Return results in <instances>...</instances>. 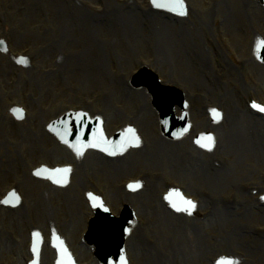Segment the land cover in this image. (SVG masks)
Here are the masks:
<instances>
[{
    "label": "rangeland",
    "instance_id": "1",
    "mask_svg": "<svg viewBox=\"0 0 264 264\" xmlns=\"http://www.w3.org/2000/svg\"><path fill=\"white\" fill-rule=\"evenodd\" d=\"M90 2H92L93 4L99 5V6H106L107 4L112 6V8L114 10H121L123 12V8L122 6L116 5L114 4V0H89ZM132 0H130L131 2ZM210 1V0H209ZM231 3L227 8L228 12L233 11V14H228V17H245L246 21L248 23H246L244 30L246 29L247 31H245V33L247 34L248 37H254L256 35H261L264 36V27L263 25H261V28L259 27V24H263L264 23V10H260L257 5H254L256 7V10L251 14V13H246L242 8L240 7H235L236 4L234 3V1L237 0H230ZM188 5H196L199 8H202L203 10L200 13V16H202L203 14H205V22H207L208 25H211V23L213 24V19L212 16L213 15H217L218 16V20H220L222 22V18H224L222 16V13L225 12L222 8H220L219 10L217 8H215L216 5H219L220 1L218 0L217 4H213L211 1L209 3L212 4V6L210 8H207V6L205 5V3L207 2V0H187ZM250 2V1H249ZM134 3L138 6H143L145 9H148V12H151L152 10L150 9V6L148 4V0H134ZM133 3V4H134ZM66 4H68L69 6L73 7V5L75 4L73 0H66ZM132 4V5H133ZM210 4V5H211ZM38 5V2H35V0H0V14L1 16L5 17L6 20V28L7 30L4 29L3 24H0V39H2L4 37V35H9L11 30H12V26L17 27L18 25L21 24V22H23L28 15L32 12V10L34 8H36ZM67 5V6H68ZM69 7V9L71 10V12L73 13V15L77 18L79 15L75 13L74 8ZM42 8H45L44 5H42ZM27 9L28 14L27 16H25V10ZM61 9V6H60ZM132 9V7H131ZM132 11H135L136 13L139 14V16L141 17L142 20H148L149 23L151 22H155L154 19L152 18V15L150 13H148L147 11H136L134 8L132 9ZM252 11V10H251ZM250 11V12H251ZM158 15L160 16L159 19L163 18L164 16H167L165 14L162 13H158ZM62 18V22L59 24L61 25V33H60V37L61 35H63V33L65 32V29L63 28V21H64V15L61 16ZM107 18H110V15L107 16ZM262 18V19H260ZM100 18H96V19H90L91 24L94 23V21H98ZM173 21H178V19H173ZM190 22L189 25H186V27L190 30L191 34L193 36H195V38L197 37L199 40H203V37L205 35H203L204 30L202 31L200 28V23H195L196 20L194 19V17L190 14L189 19L185 20V21H179V22ZM237 20H235L236 22ZM96 24V23H95ZM99 25H103V24H99ZM203 26V25H202ZM224 31L228 32L227 35L228 37H225V40L229 41L228 46L233 49V44H232V40H235L234 42H239L240 39L238 40V34H236V38H234L231 33H234L235 30L234 28L231 26V24H226L224 25ZM238 25L236 24V27ZM85 29H87L88 27L86 25H84ZM241 27V26H239ZM204 28V27H203ZM107 29L105 28L104 30L101 31V33H104V39L105 40H110V36L108 34V32L106 31ZM205 30L207 31V29L205 28ZM126 33V31L121 32V34H118V38L114 39L113 42H117L119 44V47L121 49L122 52H125L128 50V46H127V41L130 40L133 36H126L124 35ZM238 33V32H237ZM240 33V32H239ZM211 36L214 37V26L211 29L210 35L208 36L210 38L211 43L209 42V51L211 52V56H206V52H204V57H203V64L201 66L204 65V67L202 69L199 70V72H196L193 69V64L192 61L189 60V57L186 59V61L184 62H180L179 63V59L177 57L176 51H175V43L173 40V36L171 37V45H162L160 47H158L157 45H154V47L156 48V50H161V52H163L164 54H167L170 49H171V56H172V61L176 66V69L179 68L180 66L182 68H184V70L186 71V74H179L174 72L173 76H169L170 73L168 72L169 69H167L166 67H164L163 65H161V63L156 59L155 54L156 51L153 50L152 47V43L151 42H143L146 44H149L150 46L147 47L145 50L142 49H136L137 52L139 53V58H146L143 60H152L154 62H156V64H158L160 71H161V75L163 76V78L167 81V83H177V86H181L180 88L182 90H185L187 98L190 101V106L192 108V116H193V121L195 123V125L197 126V124L199 123L198 120V115H199V111H201L202 107H205L206 105L208 106H222V108L224 109L225 113H228L229 109L231 108L230 105L227 104V100L225 99L226 97H229L228 95L231 94L232 92V88L231 86H229L227 84L226 81H224V79L222 78V76H226L227 78L231 79V75L235 78H242L244 73L246 74V70H242L239 73H236L234 71H232L231 67H227L222 61H221V56L223 55L222 52H220L219 54H215V52L213 51L214 44L212 43L214 42V39L211 38ZM89 40H94L93 36L89 33ZM205 40H206V36H205ZM193 42V41H192ZM104 42L100 43V46L103 48L104 47ZM142 44V43H141ZM140 44V45H141ZM100 46L97 44V48L99 49ZM213 46V48H212ZM239 46V45H237ZM109 48H112L110 46H108ZM240 47V46H239ZM139 48V47H138ZM236 51H240L242 50V57L249 60L248 58H246L244 54H246V50L240 48H234ZM97 50L95 49V51L92 53L93 56L96 54ZM115 52V56H118V53L116 51ZM216 57H218L219 59H217ZM227 57V56H225ZM94 58L99 59V54H97ZM114 59V57H112V60ZM53 61V58H47L45 63L49 64ZM139 61H137L136 64H132L129 63L128 65H126V75L129 74L133 69H139L140 65H139ZM165 61L168 62L169 64L171 63L170 59L166 56L165 57ZM251 61V60H249ZM252 62V61H251ZM87 63L89 64V66L87 68H92L94 67V64L88 60ZM253 65L254 62H252ZM218 64H222L227 71H229L230 73L227 74H219L214 68H218ZM231 66L233 68H238L236 67L233 63H230ZM196 64L194 63V66ZM215 70L217 77L214 75V71L212 74V70ZM209 72V73H208ZM208 73V74H207ZM203 74H207L206 75V79L207 77H209L210 75H212L213 77L219 78L221 85L219 84V82L215 83V84H211V87H208V85H203V87L199 85L195 86V84H197V80L199 81V78L203 75ZM255 78L257 77L256 72H252L251 73ZM168 76L172 79V80H167L169 79ZM106 77H108V75H106ZM197 78V80H196ZM184 80V81H183ZM183 81V82H182ZM243 81V78H242ZM247 81V79H246ZM105 85H107V83H104ZM203 84V83H202ZM264 85V84H262ZM99 86L96 83H93L92 86V90H96L97 92H99V94H97V98H102L104 99V97H106L107 95V91H108V86H104L102 85V88H98ZM60 91H63V88H60ZM90 91V92H91ZM135 94V95H134ZM145 94V93H144ZM133 95L135 97V99H139L136 98V95L140 96V92H133ZM189 95V96H188ZM193 95V96H192ZM244 94H242L241 96H243ZM146 96V94H145ZM60 97L65 98V104L66 106L71 109L77 107L79 105V103H81L83 100H86V98L90 97L89 99L94 98L95 96L93 95H88L85 96L84 93H80L79 89L74 88L73 86L69 89H66L64 93L60 92ZM148 100V98H147ZM142 101V100H141ZM225 101V103H224ZM48 101H46L45 103H47ZM50 103V101H49ZM150 99L148 100V106L151 109V112H153V109L150 106ZM237 105H238V109L241 110L242 113V129H241V135L239 136H231L232 139H234V141L236 142V144L241 143L242 141V145L244 146V144L247 146V148L241 153V163H236V165L234 166V170L237 172H241L239 170L240 166H244L245 164H248L249 162H251L252 160L255 159V156L257 155V157L259 158V154L262 151V149L264 148V144H262V139L264 137V131L263 133H261L260 127L257 126V123H252L251 126H245L244 122H245V118L246 116L244 115L243 111H245L246 107H245V102L244 100L241 101V103H239V101H236ZM44 104V103H43ZM123 104L121 105V109L118 106H111L109 105V110L111 111L112 115L114 118H122L124 119L125 116H131L130 113H126L125 110L124 113L122 112L123 109ZM32 113H35V110L32 109L31 110ZM140 117V118H144L143 115L140 114H135L132 115L131 118L133 117ZM125 120H127V118H125ZM126 124V123H125ZM124 124V125H125ZM235 124L238 125V123L236 122ZM111 126H108V128ZM239 126V125H238ZM223 132L226 134L225 130H223ZM238 132V131H237ZM148 133L150 135V130L148 129ZM256 133H259L258 136H256ZM111 135V134H109ZM32 136H30V139ZM40 141L41 146L40 145H36L40 148H36L35 146H30L28 148H26L27 146H23V145H16L13 147V149H11V151L8 152H3L1 151V155L3 156L2 159L5 161L6 159L9 160L10 166L12 167V169L14 168V172H17L21 178L22 181L25 183V179L24 177H26L27 179V183L29 184V187L26 188L25 191V207H21L16 209L14 212V214H5L8 213L10 211H6L3 210L0 207V264H5L7 262H11L14 264H23L24 262L28 261L29 259H31L30 256V252L28 251V244L30 242V233L31 231L35 228L36 230L38 229H43L44 231V235L47 238L49 236V228H52L54 226H50L53 223H56L59 228H62L61 219H65L66 221H68V217L66 216H62L60 213L64 212L66 213V215H70L71 211H70V206L75 203L78 205V203L80 202L82 204V206H84V208L86 209L85 213H82V215H85L88 211H90L89 207L87 206L86 203V198H85V190H83V188H85L84 185H81V187L78 184V178L77 176L79 175L78 173L74 175V179H73V184L71 186H69L67 189H63V190H58L53 188L51 185H49L48 183L46 184H41L39 182H37L36 184H34V180H36L34 177H32L33 172L42 166H49L50 168H54L55 166L58 165H62L64 163H69L68 159L64 157V153L67 154V152L65 151V149L60 148V144L57 143L56 140L54 139H48V141H44L43 139ZM26 143H30L29 139L25 141ZM249 142H251L249 144ZM264 155V154H263ZM65 159V160H63ZM22 161V162H21ZM247 162V163H246ZM84 167V164H80L79 168L80 170ZM233 166H230V169L232 170ZM117 172H119V176L120 179L123 178V166L121 165L120 168L117 169ZM126 173H130V171H125ZM219 174L214 173L212 178L218 177ZM172 175H168V177H171ZM221 175H219L220 177ZM14 177V175H8V180H11ZM28 177V178H27ZM79 177V176H78ZM192 177H193V181H194V174L192 173ZM15 178V177H14ZM2 179V175H0V182ZM20 179V178H19ZM94 179V178H93ZM216 179L215 181L212 182L211 187L214 188V190L212 188H210L209 186H205V184L203 183V186L200 185H195L198 188L202 187L204 190L203 193V198L204 199H210L215 197V196H220V197H226V199H231L232 195L235 194V192L238 190V185H240L241 183V179H239L238 181L234 180V184L231 185L230 187H228V184H226V188L223 187L221 184L217 183ZM95 181V179H94ZM102 184L98 185L95 181V185H96V189H94V191L96 192H100L102 194H105L107 199L109 201H120L123 199L122 196L114 194L110 188L111 186L106 187L103 180H101ZM2 185H4L3 189ZM26 185V183H25ZM45 185H48L45 186ZM89 188H90V184L88 183ZM221 185V186H220ZM31 186H43V188L38 192V193H33V188ZM10 186H8V184H1L0 183V198L4 195V192L7 191V189H9ZM52 189H51V188ZM114 187V186H113ZM219 187V189L217 190V188ZM82 188V189H81ZM217 190V191H216ZM220 190V194H218ZM165 191V187L162 185V192ZM23 193V192H22ZM48 193V197L46 198V201L43 200V205H44V210L46 211V215L44 213H42V216H38V215H34L33 213V209L31 207V205L33 203H37L39 200L40 195L44 198L45 196H47ZM24 195V193H23ZM210 197V198H209ZM254 201L253 203V207L256 208L258 207V203L256 200L252 199ZM227 204V203H226ZM24 209L27 210V215L28 217H26V215L24 216ZM30 210V211H29ZM48 212H50V214H54L56 215L55 218L52 220V222L49 221V218L46 217L48 216ZM240 216L241 214V210H239ZM234 214V213H233ZM235 216L233 217V223L230 226V229L234 226L235 222H237L236 218L237 215L234 214ZM35 216V217H34ZM71 220V219H70ZM37 221H39L37 223ZM51 223L49 225V222ZM241 223L244 224L247 227V236L246 239L248 238L249 240H256V241H260L259 239L255 238L253 235L257 232L256 229L258 227H264V216L256 214V213H252L250 215L247 216H241ZM70 224V225H69ZM67 226H64L62 228L63 231H61L63 233L64 236H66L65 233H67L70 237V240L67 239L70 247L74 250L78 249L76 247V237L78 232H80V229H76L73 230L72 227L74 228L75 226H73L71 223H69ZM34 225V226H33ZM204 226V224H201ZM2 230H6L7 234L6 236H4ZM48 232V233H46ZM251 232V233H250ZM188 242V238L185 236L183 239V242ZM14 242H16V246L13 244ZM132 243L130 242V248L133 250L135 249V247L133 245H131ZM149 246L146 247L145 249H142L140 251V249L136 250V253H141V257L139 258V262L137 264H153V261H156V264H164L165 262H169L170 264H178V261L175 258H172L173 255H181L184 254L185 251V258L181 259L182 260V264H213L211 263V261H215L217 259L218 256L220 255H231L234 254L233 257H236L240 260V264H264V250L263 253H251V251L245 246H236V245H231V251L228 250V246H225L224 249H215L212 250L209 254L203 255V252L201 253H197L198 256L193 257V255L189 254L188 252L184 249L183 252H178L177 248L175 247L173 248V253L168 252L165 253L164 251H162L159 248H156V246H154L153 244H148ZM154 246V247H153ZM142 247V246H141ZM149 247H152L150 250L148 249ZM156 248V249H155ZM251 249H254L252 247H250ZM76 250V251H78ZM154 250L156 252H154ZM220 250H222L220 252ZM83 253L84 252H88V249H82ZM262 251V250H261ZM46 254H50L53 255L52 250L48 247V245L46 244L44 246V255ZM76 254V253H75ZM167 254H169L171 256L170 261H167ZM200 254V255H199ZM155 255L157 256L156 259ZM241 255V256H240ZM178 258V257H177ZM86 261H93L92 260V256L89 253V259H85ZM84 261L82 259H80V263H83ZM94 264H97L96 262H91Z\"/></svg>",
    "mask_w": 264,
    "mask_h": 264
},
{
    "label": "bare ground",
    "instance_id": "2",
    "mask_svg": "<svg viewBox=\"0 0 264 264\" xmlns=\"http://www.w3.org/2000/svg\"><path fill=\"white\" fill-rule=\"evenodd\" d=\"M238 4L243 8V10H248V7L245 4V0H238ZM81 10L83 8L78 7ZM40 10V8H39ZM85 10V9H83ZM86 12V10H85ZM112 15V14H110ZM123 17V18H122ZM119 16L117 13L114 14L113 18L114 21L113 23L116 26H121L122 28L126 27V20L124 18H130L129 16ZM149 22L147 20L143 21V27L145 30L149 29ZM160 28H162L163 30L159 31V32H153L151 34V37H157L160 38L162 40H166V36L167 34L169 36H173V40L175 43V51L177 54V57L179 59V62H184L186 61V59L189 57V59H191L192 64L194 65V63L196 64L194 67L195 71L202 69L204 66H201V64H203V57H204V52H203V48L201 46L200 41L197 38H190L187 33L185 32V30L183 29H178L174 28L173 25L171 24H159L157 25ZM191 39L193 41L194 44V49L192 50V48H190V50H187L185 48V41L183 39ZM145 116L153 123V118L151 116V114H149L147 112L146 109H143ZM170 147V146H169ZM167 160L168 162L171 163V159L167 156ZM192 164H197V161L190 159L189 161ZM165 229L170 231V227L166 226ZM237 234L236 230H232L229 234H227L224 238V242L226 243V245L229 247V250H231V242H232V238L233 236H235ZM215 232H212L209 240L210 242H217V239L215 238ZM246 238L242 237L241 240H245ZM256 243V242H254ZM262 243V242H261ZM223 245H220L218 248H222Z\"/></svg>",
    "mask_w": 264,
    "mask_h": 264
},
{
    "label": "water",
    "instance_id": "3",
    "mask_svg": "<svg viewBox=\"0 0 264 264\" xmlns=\"http://www.w3.org/2000/svg\"><path fill=\"white\" fill-rule=\"evenodd\" d=\"M264 1V0H262ZM142 75H146V78L148 80L146 86L150 89V91L155 95L156 93L159 94L161 96V98H165L166 95L168 93H170V91H167L166 89L160 87L156 80H152L150 77H149V73H143ZM156 105L157 107L163 112V115L164 117H167L169 116V114L172 112V108H173V105L167 101V99L164 100V102H161L159 99L156 100ZM62 128L64 129V132H63V135L65 138H67V140H71L74 138V136H76V134L72 135L70 133V128L65 125V124H62ZM82 133H80V135H82Z\"/></svg>",
    "mask_w": 264,
    "mask_h": 264
},
{
    "label": "snow or ice",
    "instance_id": "4",
    "mask_svg": "<svg viewBox=\"0 0 264 264\" xmlns=\"http://www.w3.org/2000/svg\"><path fill=\"white\" fill-rule=\"evenodd\" d=\"M21 63H23V60L20 61ZM253 107H256L255 105H253ZM261 111H264V108H261L260 109ZM131 131V130H129ZM37 175H39V173H37ZM38 235V234H37ZM218 264H232V262L228 261V262H225V261H220L218 262Z\"/></svg>",
    "mask_w": 264,
    "mask_h": 264
}]
</instances>
